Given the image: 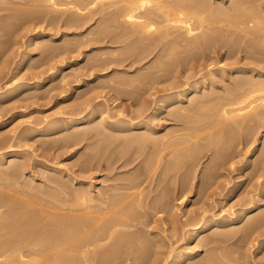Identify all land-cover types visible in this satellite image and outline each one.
<instances>
[{
	"label": "bare ground",
	"instance_id": "6f19581e",
	"mask_svg": "<svg viewBox=\"0 0 264 264\" xmlns=\"http://www.w3.org/2000/svg\"><path fill=\"white\" fill-rule=\"evenodd\" d=\"M14 3L16 5L19 4L20 7H22L21 4L26 6H23L25 9H21L18 6L21 9L18 8L21 13L28 11L22 14L19 11H13L15 13L12 14V10H14L12 7V10H10L11 16L9 14L8 21L3 16L5 18L2 22V16L0 15V22L11 23V19L12 21L15 19L17 21L25 19L26 16L30 20V15L31 17L33 15V17H37L36 15H38L37 23L39 22L38 24H40L41 22V26L48 22L52 28L48 24L45 25L46 28L49 27V29L53 30V25L60 20V23L63 22L62 24L66 27H64V30H62L63 27H59L58 30L55 27L54 29L56 30H53L55 31L54 34L56 32L60 34V38L62 39L60 40V44L55 43L57 39H54L51 34L46 35V38V28L40 32L35 31L36 33L30 35L29 43L32 45L33 51L40 49L39 51L45 54V56L40 54L45 58H42L41 61L39 59L36 62L38 56H40L38 54L37 59L33 61L34 63L36 62L34 66L33 63H30V65L27 62L31 66V70L33 71L34 69L36 71H30L29 66L25 67V70L29 71L30 74L32 72L34 75L31 74V76L33 75L32 77H35V79L32 78V81L20 82V85L16 84L10 88H6V91L0 92V97H3V94L15 92L20 86H23L24 89L37 88L47 79H52L58 71L67 74L68 71H65V68L70 69L68 72L70 74L69 77L72 75L74 78L78 77L80 82L81 79L85 81L89 80L96 69H98L97 71L102 70L101 72L104 73L96 76V82L106 78V81H101V86L107 83L108 80L113 88L110 89L114 91V87H117L114 91L117 92V95L120 90L122 91V86L119 85L121 87L119 88L113 84L123 83L122 85H124V83H127L130 86L132 81H138L140 82L139 85H141L143 83L142 80L145 84L136 97H134L136 94L134 92L135 89L134 91L131 90L135 93L134 96L130 93L131 91H128L130 95L127 92V95L131 96L130 98L134 100V103L133 101L129 103L130 107L137 104V108L128 109L129 111L131 110L130 112L127 110L128 114H124L127 111L120 104L114 106V109L115 107L116 109L113 111H111L112 108L107 109L106 107L105 110L100 108L99 110L97 107L95 109L94 106L97 105L99 107V104H94L93 98L87 99L85 97L86 101L84 100L85 106L83 107H86V109L91 107L89 113L83 115L79 108L80 112H78L82 115L78 117L68 116L62 121H59L60 119L58 121H55L57 119L29 120L26 123L28 125H24L25 129L23 127L21 132L14 135V138L17 140H12L13 143L9 139L11 137H6V139L4 135L0 134L3 136V138L0 137V148H7V151L0 154V161L4 158L9 159L8 164L0 170L2 171L0 174V264H114L120 260L121 264H235L236 262L238 264L240 258L236 257L239 256L233 255L235 254L234 250L233 254L229 253L226 241V239L230 240L228 238L230 236H232L231 239H234L233 234L238 231L235 232L237 229L235 225L233 228L236 227V229L233 230L232 228L230 231L229 228L231 225L239 223L240 219L246 218L242 222L244 223L247 220V223L243 226L240 225L241 223L238 225L241 227L237 229L240 231V235L245 236L248 234V231L250 232L252 229L257 230L258 226L255 228L254 225H258L260 220L262 221V215L264 216L263 209H259L261 212L259 211V214L257 213L256 216L254 214L250 215L252 218L248 216L249 220L246 216L261 206V201H264V187H262L261 191L252 192L253 194H250L251 192L247 190L250 194L249 198L246 199L247 201L245 200V203H242V207L239 208L238 215L236 216H233V213H229L216 217L214 214H208L210 209L205 210L207 209L205 208L201 213L198 212L195 216L193 215L194 217L185 218L183 222H181L182 220L179 221L173 213L170 205V196L173 184L175 186H177L176 184H183L184 187V184L190 181L186 174L190 173L192 169L186 170L189 169L186 167L187 156H192V153L193 155L197 154L193 149L190 154L191 148L195 147L192 145L198 143L200 140H208V142L204 140L203 142L201 141L202 143L197 144L200 149L201 145L205 144L204 146H206L207 142L208 146L209 141H216L222 135L224 137L234 133H241L242 136V132L244 133L243 135L247 134L245 135V139H240L241 142H239L241 144L238 143L242 147L238 146L233 152L228 148L231 153L227 149L228 153L225 154L223 146L221 150V143L217 140L219 146L217 143L216 147H219L221 152H223L218 155L220 152L218 148H213L214 151L218 150L219 152H213L211 149L214 154L212 155L211 153L210 156L215 160H221L219 163L221 167L218 168L220 170L224 169L222 165L226 162L227 165L230 163L231 167L237 163L238 165L234 167L237 170L239 169L240 172L242 169L243 172H246V169H249L250 172L251 170L254 171L252 174L248 173L249 170L247 171V174L251 175H248L251 178L247 179V182H252L256 176L257 178L264 177V136L263 139L256 137L259 128L264 127V0H227V2L224 0H0V13H3L1 9H4L5 12V10L11 7V4L14 6ZM27 7L30 8L26 10ZM15 10L17 9L15 8ZM12 15H14V18ZM26 20L28 19L26 18ZM26 20L23 22L26 23ZM34 21L36 22V20ZM45 21L46 23L42 24ZM57 24V27L58 25L61 26V24ZM5 25L8 26L9 24H1L2 27H0V30L3 32H7L8 29L7 27L5 31L1 29ZM30 25L33 26L32 24H28V26ZM10 26L11 24L8 27ZM70 27H72L71 29L74 27L77 30L68 31ZM21 28L18 29L24 31ZM2 33L1 35H4ZM67 36L71 38L67 39ZM10 41L12 42V39ZM99 42H101V45L96 46L100 44ZM117 42H124L121 47L130 44L129 49L127 48L130 50V54L127 52V56L123 55L124 58H121L120 54L122 52L125 53V47L124 51L120 49L121 53H117L120 55V57L116 55L119 58L114 57L116 50L114 51L115 48L111 44H116ZM89 46H93L94 48H90ZM82 47L86 49L83 50ZM131 48L134 49L132 53L136 52L133 55ZM94 49H97L96 52L93 51ZM90 51H93L91 53H93V57L97 58V60L93 59ZM188 51L200 52L201 54L197 53L198 55L196 54L197 56L195 55L194 57V53L191 54ZM85 52L90 53L91 56H89L92 61L94 60L93 63L96 62L92 65V62L89 63L91 66L88 65V68L87 65H83L87 68L85 69L88 70V74L87 72H84V74L81 71V69L84 70L82 65L76 64L78 60H81L79 56ZM183 52L193 55L194 58L191 60L194 63H188L189 60H186L188 57L184 59L186 55ZM31 54L30 52L23 54L22 61L32 58ZM180 56H184V60L180 59ZM34 57L36 58L35 55ZM189 57L192 58V56ZM228 59L231 61L229 60V62ZM86 61L83 63H86ZM171 61H174V67L176 64H179V66L175 67L177 70L181 69L182 66L180 65L183 64V67H187L186 70L189 73L187 74L186 70L182 68L181 70L186 73L183 71L181 73L179 70L178 72L183 76L179 74L181 77H177L176 75L178 74L173 69L174 73L170 72V74L176 75H174V78L172 77L173 79L170 82L161 87H153L151 81L147 82L143 79L147 76L148 78L146 79H156L158 74L164 71L162 67H169L170 63H172ZM3 63L4 61L0 62V64ZM45 65L46 67H43ZM121 65H124L123 68ZM94 66L96 69L93 68V70L95 69L93 71L92 67ZM120 66L121 68H119ZM4 67L6 68V65ZM50 70L52 71L51 73ZM105 70L107 71L105 72ZM3 71L1 70V72ZM23 72L25 71L23 70ZM23 72L22 74L26 76V73ZM64 73L60 74L61 76L59 75L60 77L57 79V84L59 82L60 87H57L56 83L53 84L56 81H52L54 87H52V84L49 85L51 86L49 92L54 88L62 89L64 83L66 86L69 85L66 83H69L71 80H68L70 79L69 77L65 79L68 75ZM166 73L163 72L162 74L165 75ZM22 74L20 76L16 75L19 78ZM86 74L88 75L86 76L88 77L87 79L84 78ZM115 74L118 75H116L117 78L113 77ZM15 78L18 79L17 77ZM12 80L15 79L12 78ZM5 84L0 85V91L1 88L6 86ZM95 84L100 86V83ZM108 84L105 87L103 86V88H109L110 84L109 87ZM91 85L94 86V84ZM98 86L95 88V91L93 89L95 86L89 87L88 84L87 87H92L93 89H89V92L93 93L94 91L97 93ZM86 89L85 91H87ZM138 91L136 89V92ZM46 92H48V89ZM31 93L30 96L33 94ZM87 93L85 94L84 92V96ZM33 95L35 96V94ZM93 95L95 94L91 96L93 97ZM36 97H38L37 94ZM100 97L102 98V96ZM31 99L33 100L34 98L31 96ZM117 99L115 100L117 101ZM109 107L111 106L109 105ZM11 108H1L0 117H5L4 115ZM75 114L77 115V113ZM162 115L167 116L168 119L166 120L172 121V126L168 127L169 124L161 123L158 125L159 123H156ZM38 134L54 136L51 141L47 139V141L41 142V144H44L41 145L44 150H50L51 148L54 150L56 146L63 150V148L85 142L83 149L89 150H85L86 152L82 150V154L80 152V159L76 161L79 168L78 170L76 169L77 172L76 170L69 172V169L72 168L64 172L65 169L62 166L47 167L43 165V163L45 164L44 161L41 162L37 159L28 158L24 150L15 149V146H25L30 136ZM232 137L237 138L235 136ZM225 139L224 141L227 142L231 138L225 137ZM17 142L20 143L18 144ZM21 142L23 144L27 143L22 145ZM231 143L233 142H228V144ZM254 143L256 145L252 146ZM133 144H137L142 150H146L145 148L149 149L146 156L142 153L145 156L144 159L141 158V154L137 157L135 156L139 154L137 151H140V149L136 152L130 150L129 147ZM234 144H236L235 141ZM233 145L231 147L236 146ZM190 146L191 148H189ZM209 147L204 148L202 146L203 150H207L206 148H208V151L211 148ZM127 148L130 152H133L131 156L123 153ZM131 148L134 151L137 149H133L134 147L132 146ZM186 148L190 149H188L190 151L189 154L185 155L186 151L184 154L182 153L186 162L185 160L180 162L182 164L183 162L186 163L184 165L186 172L183 171L185 173L182 175L179 171L181 175L178 173V176L175 172L176 169L181 170L183 168V166L181 169L179 168V161H181L179 157H183L180 156L181 154L179 153L181 151L179 150H185ZM199 149L198 151L202 153L203 150ZM128 150H126V153L129 152ZM202 154L199 162L202 161L205 155L204 151ZM122 155L123 157H121ZM13 156H17V158ZM169 156L175 158V161L173 162V159ZM139 157L143 160V167L146 163L148 165L143 169H140L139 165H136L139 168L137 170L134 164L136 160H139ZM168 157L170 160L172 159L171 161L174 164L170 162L169 165ZM192 157L188 158H190L189 160L192 159V165L197 161V166L195 165V169L197 170L200 166L198 165L197 156H194L195 158ZM235 157L240 158V160H235L234 162L233 158ZM210 159L209 163L211 162ZM201 163H204V161ZM207 163H205L206 166L203 167V171L207 168L208 170L209 168L212 170L217 165L213 161L212 163L215 165L213 164L212 168ZM131 164L135 166L133 168L136 171H131L132 173L126 171L125 173L128 175L125 176L122 175V172H115L118 171L117 169L120 168L121 170V168ZM38 165L42 171L39 172L43 173V182L33 181L27 183L22 179L26 188L23 186L22 181L23 188H21L22 186L19 185L21 182L17 181L20 180L17 179L18 176L24 174L27 167L37 169ZM94 168L108 170L109 172L106 173L107 176L105 175L104 180L110 174H113L108 179L109 181L113 180V182L100 184L102 186H97L95 182H85L83 177L86 174L81 175V173L84 174ZM225 168L228 167L225 165ZM35 169H33L34 172L37 171ZM214 169L216 170V168ZM233 170L235 171V169ZM112 171L113 173H111ZM218 172L216 171L217 175H219ZM108 173L110 174L108 175ZM191 173L196 174L197 172ZM201 173H203L204 177H207H205L206 180L211 179L213 180L212 182L216 180L214 179L216 175L213 178V174H210L211 176L208 174L209 176H207L205 172ZM118 174L122 177H119ZM195 174L193 178L197 175ZM238 174V176L242 175L241 173ZM200 175L199 173L197 176L200 177ZM222 175L225 176V174ZM217 178L220 179V175ZM223 179L225 180V178ZM260 180L264 182V178H260ZM200 181H203V179ZM220 210L223 211L224 209ZM160 212H165L166 215L152 219V217H155ZM152 223L157 224L161 228L155 225L158 229V231H155V226ZM168 224L170 225L167 226ZM210 225H215L217 229L212 230L213 232H210L211 235L209 233L206 234L205 236L208 235L207 237L201 236L203 240L200 238L195 244L207 246L215 244L216 246L211 245L209 248L206 247L208 250L204 253H207V255H203L199 260L194 256L195 253L190 248L191 240L199 238L202 232L210 228ZM236 235L239 234L237 233ZM244 236L240 237L244 238ZM245 238H248V235ZM238 239L240 240L241 238L238 237ZM238 239L235 241H238ZM224 243H227L226 246ZM231 244L233 245L234 243ZM208 253L210 254L209 256ZM211 253L218 255L217 257L213 254L211 256ZM231 255L234 256L232 257L233 259ZM237 259L239 260L237 261ZM186 261L189 263H185Z\"/></svg>",
	"mask_w": 264,
	"mask_h": 264
},
{
	"label": "rangeland",
	"instance_id": "374dc122",
	"mask_svg": "<svg viewBox=\"0 0 264 264\" xmlns=\"http://www.w3.org/2000/svg\"><path fill=\"white\" fill-rule=\"evenodd\" d=\"M224 1H226L227 2V0H224ZM15 4V3H14ZM16 5V4H15ZM14 5V6H15ZM22 5V7H20L19 6V4L18 5H16L15 7L14 6H12V4H11V7H9L7 10H5V12H4V9L2 10L1 9V11L3 12V13H0V15L2 16L1 17V21L3 22L4 21V18H5V20H7L8 21V17H9V14H10V16H11V12H10V10H12V9H14V10H12V14H14L13 13V11H19L20 12V10L21 9H25L23 6H25V5H23V4H21ZM21 8H19V7ZM13 7V8H12ZM26 7V6H25ZM12 8V9H11ZM15 8L17 9V10H15ZM20 10H19V9ZM28 8H30V7H27L26 8V10L28 9ZM8 10H9V12H8ZM23 11H25V10H23ZM28 11V10H27ZM27 11H25V12H27ZM18 12V13H19ZM25 12H22V13H25ZM21 13V12H20ZM19 13V14H20ZM21 13V14H22ZM4 14V15H3ZM20 14V15H21ZM27 14V13H26ZM16 15V14H15ZM3 16H5V17H3ZM17 16V15H16ZM34 16V15H33ZM31 17V15L29 16L31 19L29 20V18L26 16V18L29 20H26V18L25 19H20V20H17L16 21V19L15 20H13L12 21V19L10 20L11 21V23H9V22H5L6 24L8 23L9 25L11 24V26L10 27H8V26H6L5 25V27L4 28H1V29H3L4 31H5V29H6V27L8 28L7 29V32L5 33V32H3V31H1V33L2 34H4V35H1V33H0V39H1V41H0V62L2 63L3 61H4V65L3 64H0V75H1V77H0V85H2V84H5L4 86V88H1V91L0 92H4V91H6L7 89L6 88H10V87H12L13 85H16V84H18V85H20V82L21 83H24V82H26V81H32V76L34 75L32 72L33 71H36V70H34L33 69V71L31 70V66H29V64L30 63H33V66H34V64H36V62H38L39 61V59H40V61L42 60V58H45V57H42L41 55H43V56H45V54L44 53H41V51H39L40 49H36V51L34 50L33 51V47H32V45H30V41H29V39H30V35H32L33 33H36L37 31L38 32H40V31H42V29L44 30L45 28H46V26L45 25H47L48 24V26H51V24H49L48 22H47V24H45V25H43V26H41V22H40V24H38L37 23V17H39L38 15H36L37 17ZM12 17L14 18V15H12ZM11 17V18H12ZM25 20H26V23H24L25 22ZM34 20H36V22L34 21ZM15 21V22H14ZM24 21V22H23ZM31 22V23H28V22ZM2 22H0L2 25L3 24H5V23H2ZM21 23H24V24H21ZM32 24L33 26H28V24ZM44 23H46V21L45 22H43L42 24H44ZM61 24V26H59L58 24ZM56 24L58 25V27L56 26V24H54L53 25V27L55 28H57V30L59 29V27L60 28H62V30H64V27H66V26H64V24H62L63 22H61L60 23V20L57 22ZM1 24H0V27H2L1 26ZM27 26H26V25ZM25 25V27H23ZM40 25V26H39ZM63 25V26H62ZM45 26V27H44ZM16 27V28H15ZM21 28V29H24V31L23 30H20V29H18V28ZM31 27V29H29ZM32 27H34V28H32ZM41 27V28H40ZM86 27V26H85ZM15 28V29H14ZM26 28V29H25ZM48 28V29H47ZM46 29H45V36L46 35H48V34H51V35H53L52 37L54 38V39H57V41H55V43H57V44H60V40H62L61 38H60V34H58L57 32H56V34H58V35H56V34H54L55 33V31H53V30H56V29H54L53 28V30L51 29L52 28V26H51V28L49 29V27H47ZM67 28H68V26H67ZM66 28V29H67ZM72 27H70L69 28V30L68 31H74V27H73V29H71ZM84 28V27H83ZM9 29H10V32H9ZM18 29V30H17ZM28 29V30H27ZM65 29V30H66ZM14 32H13V31ZM46 30H47V32H46ZM61 30V29H60ZM59 30V31H60ZM75 30H77V29H75ZM22 31V32H21ZM31 31V32H30ZM34 31V32H33ZM36 31V32H35ZM52 31V32H51ZM13 32V33H12ZM19 32H21L20 34L18 33V35H17V33ZM25 33V36H24V33ZM15 33V34H14ZM27 33V34H26ZM54 35H56V36H54ZM4 36V37H3ZM10 36V38H8ZM14 36H16V37H14ZM18 36H20V37H18ZM45 36H43V37H45ZM69 36H73V35H69ZM69 36H67L66 38L67 39H69V38H71V37H69ZM18 37V38H17ZM46 38H47V36H46ZM5 39H6V41H5ZM12 39V42L10 41ZM23 39V40H22ZM8 40V41H7ZM14 40H17V41H14ZM5 41V42H4ZM10 41V42H9ZM220 41H222V39H220ZM28 43V44H26V43ZM128 42V41H127ZM4 43V44H3ZM8 43H10V44H8ZM13 43V44H12ZM20 45H18V44ZM25 43V44H24ZM63 43V42H62ZM100 44H97L96 46H100L101 45V42H99ZM120 44V45H118V44ZM116 44H111V45H113V48H115L114 49V51L116 50V54H115V56L114 57H120V55H121V58H124V56L123 55H126V53L128 52L129 54H130V50H128L129 49V47H130V44L129 45H127V43H126V45L128 46H125V45H123L124 47H121L122 46V44L124 43V42H117ZM129 43V42H128ZM7 44V45H6ZM23 44H24V47H23ZM5 45V46H4ZM18 45V46H17ZM22 45V46H21ZM102 45H103V43H102ZM116 45H117V47L118 46H120V47H116ZM13 48H12V47ZM15 46H16V48H15ZM31 46V47H30ZM34 46V45H33ZM2 47V48H1ZM90 48H92L93 46H89ZM126 47V49H125V53H121V50L122 51H124V48ZM132 47V46H131ZM20 48V49H19ZM32 48V49H31ZM83 48V50H85L84 49V47H82ZM94 48V47H93ZM123 48V49H122ZM128 48V49H127ZM10 49V50H9ZM12 49V50H11ZM20 50V51H18V50ZM32 51H31V50ZM35 49V48H34ZM121 49V50H120ZM89 50V49H88ZM96 50L97 49H94L93 51H95L96 52ZM132 50L134 51V49L133 48H131V53H132ZM189 50V49H188ZM12 51V52H11ZM23 51V52H22ZM93 51H90V53L91 52H93ZM113 51V50H112ZM208 51V50H207ZM206 51V52H207ZM18 52H20V53H18ZM27 52H30V56L33 58H29V60H25V61H22V59H23V54H25V53H27ZM40 52V53H39ZM119 52V53H118ZM189 52V51H188ZM205 52V53H206ZM8 53H9V55H8ZM37 53V54H36ZM90 53L88 54V53H82L80 56H79V59H81V60H78L77 61V63L76 64H80V65H82V68L84 69V70H82L81 69V71H83V73L85 72H87L88 70H86L89 66H91L92 64H94V63H96V62H94L93 63V61H92V59H91V55L93 54V53H91V55H90ZM120 54V55H118V54ZM134 53V52H133ZM133 53H132V55H133ZM136 53V52H135ZM134 53V54H135ZM189 53H191V54H193L194 55V57H195V55L197 54V53H199V54H201L200 52H189ZM208 53V52H207ZM14 54V55H13ZM20 54V55H19ZM38 54L41 56V58H39L40 56H38ZM88 54V55H87ZM129 54H128V56H129ZM183 54L184 55H186V57H184V56H180L181 58L180 59H183V57H184V59H186L187 57L189 58H187L186 60H189V62L188 63H194L193 62V60H191V59H193L194 57H193V55H188V53L186 54V53H184L183 52ZM182 54V55H183ZM34 55L36 56V58L34 57ZM90 55V56H89ZM116 55H118V56H116ZM131 55V56H132ZM180 55H181V53H180ZM198 55V54H197ZM196 55V56H197ZM18 56V57H17ZM22 56V57H21ZM30 56H28V57H30ZM37 56H38V59H37ZM84 56V57H83ZM88 56V57H87ZM109 56V55H108ZM127 56V55H126ZM130 56V57H131ZM189 56H192V58L191 57H189ZM92 57H93V55H92ZM118 57V58H119ZM86 58H90V59H86ZM120 58V59H121ZM125 58H128V57H125ZM4 59V60H3ZM34 59H37L36 60V62L34 63L33 61H35ZM78 59V58H77ZM93 59H95V57H93ZM183 59V60H184ZM90 61V62H88L87 63V61ZM95 60H97V58L95 59ZM191 60V61H190ZM230 59H228V61H229ZM231 60H233L232 58H231ZM230 60V61H231ZM80 61V62H79ZM84 61H86V63H83ZM229 61V62H230ZM5 62H6V64H5ZM29 64H28V63ZM82 62V63H81ZM92 62V63H91ZM125 62H128V61H125ZM172 63H170V68L168 67V66H163L162 67V70H164V71H162L161 72V74H158V77L155 79H151V78H149V79H146V78H148V76L146 77V78H143L145 81H151V83L153 84V87H161L162 85H166V83H168V82H170L173 78H174V75H176V74H170V72L172 73L174 70H175V73H177L178 75H176L177 77H181V76H183L181 73H182V71L183 70H186L187 69V67L186 68H184L183 66V64L182 65H180V66H182L181 67V69L183 68V70H181L180 68L177 70L175 67L176 66H179V64H176V66L174 67V65H175V63H174V61H171ZM176 62V61H175ZM226 62V61H225ZM15 63V64H14ZM89 63H91V65H89ZM178 63V62H177ZM2 65H3V67H2ZM6 65V68L4 67ZM7 65H9V66H7ZM31 65V64H30ZM83 65H87V68L85 67V66H83ZM89 65V66H88ZM125 65V64H124ZM124 65H121L122 66V68H123V66ZM13 68H12V67ZM22 66V67H21ZM29 66V67H28ZM32 66V67H33ZM121 66L119 67V68H121ZM126 66V65H125ZM185 66H186V64H185ZM8 67V68H7ZM10 67V68H9ZM28 67V68H30L29 70L30 71H32L31 72V74H33L32 76H31V74H30V72L29 71H27V70H25L26 68ZM43 67H46V65L45 66H43ZM97 67V66H96ZM169 68V69H166V68ZM86 68V69H85ZM93 68H95V66L94 67H92V70H93ZM98 68V67H97ZM178 68V67H177ZM12 69H13V71H12ZM18 69V70H17ZM25 71V72H23V70ZM96 69V68H95ZM94 69V70H95ZM174 69V70H173ZM1 70H4L3 72H1ZM65 71L67 70L68 72H69V68L67 69V68H65L64 69ZM93 70V71H94ZM98 69H96L95 71H94V74H93V76L89 79V80H82L81 79V82H80V80L78 79V77L75 79L74 78V76L72 75L71 77H69L70 76V74L67 72V74H65L64 72V74L65 75H68V76H66L65 77V79H67V77H69L70 79H68L70 82L68 83H66L68 86H66L65 85V83H64V87L61 89H53L52 91H51V89H50V91L52 92H49V88L51 87V86H49V85H51L53 82L52 81H56V82H54L53 84H57V79L61 76L60 74H63L62 72H60V71H58L57 72V74L52 78V79H47L43 84H41V85H39L37 88H28V89H24V87L22 86H20V87H18L17 88V90L15 91V92H13V93H11V94H3L2 96L3 97H0V110H1V108H3V107H8V108H11V109H9V112L6 114V115H4L5 117H0V118H2V119H0L2 122H4V123H2L1 121H0V134L1 135H4V138H9V137H13V139H11V138H9L11 141L12 140H17V139H15L14 138V135H16V134H18L19 132H21L23 129V127H24V125L25 126H27L28 124H26L29 120L31 121V120H35V119H37V120H42V119H48V120H55V119H57V120H55V121H58L59 119V121H62L64 118H66V117H68V116H71V117H78V116H80V115H84L85 113H89V111L91 110V107H87L88 109H86V107H83V106H85V99L87 98H90V99H94V104H99V107L96 105V106H94L95 107V109H104L105 110V107L108 109V108H112L111 109V111H113V110H115L116 109V107H115V109H114V106H116V105H118V104H120V105H122V107L123 108H125V110L127 111L128 109H135V108H137L136 107V105L137 104H134V106L133 107H130V104L129 103H132V101H133V103H134V100H132L130 97L131 96H129L130 94H129V92L128 91H134V89H135V93L134 92H130V93H132V95L134 96V94H135V96L134 97H136L137 96V93H139L142 89H143V86H144V84H145V82L142 80V82L143 83H141V85H139V83L140 82H138V81H135V82H131V83H133V84H131L130 83V86H129V84L127 85V83H124V85H122V84H113L114 86H118L119 88H121L120 86H122V91L120 90L119 91V89H117L118 91H119V94L117 95V92H114L115 91V89L117 88V87H114V91L112 90L113 88L111 87V84L109 83V81L107 80V83H104V87L106 86V84H110V87H109V84H108V87L109 88H107V89H110V88H112V89H110V90H108V91H106L107 89L106 88H103V86H101V84H102V82L101 81H106V78L105 79H103V80H101V81H98V82H96L97 81V77L96 76H98V74L99 75H101V74H103L104 72H101L100 70L99 71H97ZM165 70H168V71H165ZM181 71V73H179L178 71ZM18 71V72H17ZM37 71H39V70H37ZM80 71V72H81ZM91 71V70H90ZM107 70H105V72H106ZM7 72V73H6ZM12 72H14V73H12ZM16 72V73H15ZM22 72L23 73H26V76H24V74H22ZM52 71L50 70V73H51ZM166 73V72H168V73H166L165 75H163L162 73ZM183 72H185V71H183ZM186 72H187V70H186ZM185 72V73H186ZM22 74V76L21 77H19L18 78V76L17 75H21ZM84 73V74H85ZM97 73V74H96ZM174 73V72H173ZM189 73V71L187 72V74ZM17 74V75H16ZM28 74H29V76H30V78H29V76H28ZM83 74V75H84ZM87 74H88V72H87ZM85 75V77L84 76H82V77H84L85 79H87L88 77H86V76H88V75ZM96 74V75H95ZM171 76H170V75ZM179 74H181V76L179 75ZM184 74V73H183ZM12 75V76H11ZM14 75V76H13ZM60 75V76H59ZM95 75V76H94ZM116 75L117 74H115V76H113V77H116ZM150 75V74H149ZM28 76V77H27ZM118 76V75H117ZM7 77V78H6ZM11 77V78H10ZM15 77H17L18 79H16ZM38 77V76H37ZM40 77V76H39ZM95 77V78H94ZM166 77V78H165ZM173 77V78H172ZM176 77V78H177ZM6 78V79H5ZM12 78H14L15 80H12L11 81V79ZM28 78V79H27ZM56 78V79H55ZM72 78V79H71ZM117 78V77H116ZM21 81H20V80ZM29 79H31V80H29ZM33 79H35V77L33 78ZM54 79V80H53ZM107 79H109V78H107ZM151 79V80H150ZM166 79H168V80H166ZM4 80V81H3ZM18 80V81H17ZM79 82H78V81ZM115 80V79H114ZM11 81V82H10ZM67 81V80H66ZM51 82V83H50ZM89 82V83H88ZM93 82V83H92ZM100 83L99 85L100 86H98V84L96 85L95 83ZM161 82H162V84H161ZM165 83V84H164ZM52 84V87H54V85ZM88 84H89V87L90 86H92V87H94L93 89H94V91L96 90L95 88L98 86V88H97V93L96 92H94L93 91V93L92 92H89L90 90L89 89H92V87L91 88H89V87H87L88 86ZM91 84H94V86L93 85H91ZM8 85V86H7ZM48 85V86H47ZM60 84H59V82H58V84L56 85L57 87H60L59 86ZM62 86H63V84H61ZM120 85V86H119ZM133 85V87H131ZM85 87V88H84ZM100 87V88H99ZM138 87H140V88H138ZM66 88V90H64ZM84 88V89H83ZM86 88H88V89H86ZM103 88V89H102ZM131 88H133V89H131ZM3 89V90H2ZM19 89V90H18ZM32 89V90H31ZM48 89V92H46V90ZM85 89L88 91V93H87V91H85ZM92 89V90H93ZM101 89H102V91H101ZM129 89V90H128ZM136 89L137 90H139L138 92H136ZM45 90V91H44ZM59 90V91H58ZM91 90V91H92ZM34 91V92H33ZM38 91V92H37ZM43 91V92H42ZM112 91V92H111ZM35 94V96L32 94ZM46 92V93H45ZM84 92H85V94L87 93V95H85L84 96ZM104 92V93H103ZM107 92V93H106ZM127 92H128V94L129 95H127ZM30 93L32 94L31 96L34 98L33 100L31 99V96H30ZM38 93H39V95H40V97H39V95H38ZM89 93H92V94H97V96H95V95H93V97L91 96L92 94H89ZM101 93V94H100ZM112 95H111V94ZM36 94H37V96L38 97H36ZM28 95V96H27ZM89 95V96H88ZM5 96V97H4ZM44 96V97H43ZM84 96V97H83ZM100 96H102V98L100 97ZM106 96V97H105ZM112 96V97H111ZM115 96V97H114ZM117 96V97H116ZM129 96V97H128ZM28 97H30V98H28ZM81 97H83V98H81ZM86 97V98H85ZM117 99V101L114 99ZM18 98V99H17ZM100 98V99H99ZM103 98H105V99H103ZM112 100H111V99ZM128 98V99H127ZM24 99V100H23ZM27 99V100H26ZM31 99V100H30ZM37 101H36V100ZM109 99V100H108ZM134 99V98H133ZM22 100V101H21ZM77 100V101H76ZM83 100V101H82ZM85 100V101H84ZM16 101V102H15ZM24 101V102H23ZM29 101V102H28ZM76 101V102H75ZM104 101V102H103ZM106 101V102H105ZM83 102V103H82ZM100 102H101V106H100ZM19 103V104H18ZM29 103V104H28ZM77 103V104H76ZM78 103H80L79 105H78ZM103 103V104H102ZM125 103V104H124ZM15 104V106H13ZM21 104V105H20ZM28 104V105H27ZM83 104V105H82ZM105 104V105H104ZM19 105V106H18ZM24 105V106H23ZM81 105V106H80ZM109 105L111 106V107H109ZM80 106V107H79ZM18 107V108H17ZM19 107H21V108H19ZM97 107V108H96ZM81 109V113H79L80 112V109ZM83 108V109H82ZM99 109V110H100ZM11 110V111H10ZM84 110V111H83ZM79 111V112H78ZM83 111V112H82ZM129 111V110H128ZM125 112L124 114H128L129 112ZM11 112V113H10ZM63 112V113H62ZM71 112V113H70ZM77 113V115L75 114V113ZM68 113H69V115H68ZM73 113V114H72ZM79 113V114H78ZM133 114V113H132ZM76 115V116H75ZM163 118V119H162ZM28 119V120H27ZM165 119V120H164ZM166 119H168L167 118V116L166 115H162L161 116V118H160V120H158V121H156V123L158 124V125H160L161 123H165V124H169V126L168 127H170V126H172L171 125V123H172V121L170 122L169 120H166ZM5 120V121H4ZM7 120V121H6ZM27 120V121H26ZM161 121V122H160ZM163 121V122H162ZM169 121V122H168ZM2 123V124H1ZM78 126H82V125H78ZM17 129V130H16ZM24 129H25V127H24ZM14 131V132H13ZM9 134V135H8ZM240 134V135H239ZM239 134H237V133H234V134H231L232 136H235V137H237L236 139L235 138H233L231 135H227V136H224L223 137V135H222V137L221 138H218V139H216V141L214 140V141H209V145L207 146V142H208V140H205V141H207L206 142V146H204L205 144H203V145H199L200 146V149H202L203 150V148H202V146L205 148V147H209L210 148V152L208 151V148H206L207 150H203L204 151V156H203V158H202V161H200L199 162V160L201 159V154L203 153V151H202V153L200 152V151H198V149H199V147L197 146V144H200V143H202L203 141L202 140H200V141H198V143H196V144H194V143H192V144H194V145H192V146H195V147H193V148H191V146L189 147V148H191V152L190 151H188V149L186 150H179V151H181V153H179V154H181L180 156H183V154L185 153V151H186V154L185 155H187V154H189V152H190V154L192 153V149H193V151H195V152H197V154L196 155H193V153H192V156H187V164L185 163L186 162V159H184L185 157L183 156V157H179L180 158V160L181 161H179V168L181 169L182 168V166H183V170L181 171V170H179V169H176V173L178 174H180V172H181V174L183 175L185 172H186V170L188 171V170H191V172H194V171H196L197 173V175H199V173L201 174L200 175V177L199 176H197L195 173H191L190 171V173L192 174H190V173H187L186 175H187V177L189 178V180L190 181H188V182H186L187 184H184V187H183V184H176L177 186H175V184H173V186L171 187V189H172V191H171V196H170V205H171V209H172V211H173V213L177 216V218L179 219V221H181V222H183L184 221V219L186 218V219H189V218H191V217H194L196 214H198V212L199 213H201L205 208H207V209H205V210H209V212H208V214H214V215H216V217L218 216H222V215H225V214H232L233 213V216H236V215H238V210H239V208L240 207H242V203L244 202L245 203V200L246 199H248L249 198V195L250 194H253L254 192H256V191H261L262 190V187H264V182L262 181V180H260V178L262 179V178H264V177H258L257 178V176H256V180L255 179H253V181L252 182H247L248 180L247 179H249V178H251V177H249V176H251V175H249V174H252V173H254V171H252L251 170V172H250V170L249 169H246L247 171L249 170V174H247V171L246 172H243V169L241 170V172H240V170L238 169H236L235 167L238 165L237 163H235L232 167H231V164L230 163H228V165H227V162L226 163H224L222 166H224V169H222V170H220L219 168L221 167L220 165H219V163L221 162V160L220 159H213L211 156H210V154L212 153V151L213 152H215V151H217V152H219L218 153V155L220 154V153H222L223 151H225L224 153L226 154V153H228L227 151H229L230 152V150L228 149V148H230L231 150H232V152L234 151V149H237V147L239 146H241V145H239V144H241L240 142H241V140H243V138L245 139L246 137H245V135H247V134H245V135H243L244 133L242 132V136H241V133H239ZM0 135V137H2L3 138V136H1ZM45 136H47V137H45ZM263 136H264V127L262 128H259V130H258V132H257V135H256V137L257 138H262L263 139ZM54 136H49V135H43V134H38V135H34V136H30L28 139H29V141H28V143L27 142H25V143H27L26 145H25V143L23 144V142H21L22 143V145H25V146H19V147H17V146H15V149H17V150H24L26 153H25V155L28 157V158H33V159H37V160H40L41 162L42 161H44L45 162V164L43 163V165H46L47 167H50V166H62V167H64V172H67L66 170L67 169H69V168H72V169H69V172L71 171V172H74L76 169L78 170L79 168H78V165H77V159H80V155L83 153V152H86L85 150H89V149H83V144L85 143V142H82L81 144L80 143H78L77 145L76 144H74V145H72V146H70V147H68V148H63V150H62V148L60 149V148H58L57 146V148L55 149L54 148V150H53V148H51L50 150H44V148H43V146H41V145H44L43 143L41 144V142H45V141H47V139H48V141H51V140H53L52 138H53ZM225 137L226 138H231L230 139V141L231 142H233L234 143V141L236 142V144H234V145H236V146H234L233 145V143H231V144H228V142H230L229 140L226 142V141H224V139H225ZM6 138V139H7ZM51 138V139H50ZM224 138V139H223ZM239 138V139H238ZM42 139V140H41ZM44 139H46V140H44ZM50 139V140H49ZM238 139V140H237ZM241 139V140H240ZM261 139V140H262ZM44 140V141H43ZM217 140H219V143H221L220 145H221V150H222V146H223V151L221 152V150L219 149V147H216L217 146V143H218V141ZM225 140H227V139H225ZM234 140V141H233ZM202 141V142H201ZM221 141V142H220ZM225 142V145L227 146H225L224 145V142ZM240 141V142H239ZM14 142H16V141H14ZM31 142V143H30ZM194 142V141H193ZM212 142H216V143H212ZM259 142V141H258ZM11 143H13V141L11 142ZM18 143V142H17ZM20 143V142H19ZM18 143V144H19ZM190 143V144H191ZM219 143H218V146H219ZM227 143V144H226ZM239 143V144H238ZM256 144H257V142H255ZM252 144V146H255L256 144ZM40 144V145H39ZM215 144V145H214ZM135 145V146H134ZM228 145H230V146H228ZM234 146V147H231V146ZM132 147H134L133 149H135V148H137L138 147V145L137 144H133V145H131ZM131 146L129 147L130 148V150L131 151H133V152H136L137 150H139L140 148L138 147L135 151L134 150H132V148H131ZM137 146V147H136ZM213 146V147H212ZM251 146V147H252ZM38 149H37V148ZM182 147V146H181ZM225 147V148H224ZM242 147V146H241ZM143 148V147H142ZM145 148V147H144ZM213 148H215V149H217L218 148V150H215L214 151V149ZM233 148V149H232ZM2 149V150H1ZM146 150H142V149H140V151H146V152H140V151H137L139 154L138 155H135L136 157L137 156H139L140 154L142 155V153H143V155H145L146 156V154H147V152H149V149L148 148H145ZM197 149V150H196ZM199 149V150H200ZM211 149H212V151H211ZM228 149V150H227ZM62 150V151H61ZM82 150H83V152H82ZM126 150H128V148L126 149ZM124 151L123 153H125L126 155L128 154V156H131L132 155V153L133 152H130V150H128L129 152H130V155H129V152L128 153H126L127 151ZM227 150V151H226ZM5 151H7V148L5 149V148H0V154L1 153H3V152H5ZM29 153H28V152ZM50 151V152H49ZM61 151V152H60ZM188 151V152H187ZM80 152H81V154H80ZM194 152V153H195ZM208 152V153H207ZM58 153H59V156H58ZM145 153V154H144ZM183 153V154H182ZM199 153H201V154H199ZM231 153V152H230ZM80 154V155H79ZM135 154V153H134ZM133 154V155H134ZM199 154V155H198ZM209 155L208 157H207V155ZM214 153H212V155H213ZM77 155V156H76ZM125 155V156H126ZM142 155V157L141 158H145V156H143ZM203 155V154H202ZM194 156H197V159H198V165H200L198 168H197V170L199 171H197L196 169H195V165L197 164V161L195 162V163H193V165H192V159L191 160H189L190 158H188V157H192V158H195ZM199 156V157H198ZM206 156V157H205ZM13 157H15V158H17V156H13ZM121 157H123V155L121 156ZM139 157V160H136L135 161V166L137 165H139L138 167H140V169L142 168H144L146 165H148L146 162V164H144V167H143V165H142V159ZM170 157V156H169ZM168 157V158H169ZM168 158H167V160H168ZM170 158H172V157H170ZM170 158H169V165H170V162H172L171 160L173 159V162L175 161L174 159L175 158H172L171 160H170ZM200 158V159H199ZM210 158H212V159H210ZM237 158V159H236ZM56 159V160H55ZM57 159H59L58 161H57ZM74 159H75V161H74ZM138 159V158H137ZM209 159L211 160V162L209 163ZM234 159V162H235V160H240V158H238V157H235V158H233ZM233 159H232V161H233ZM8 160L9 159H7V158H4L3 160H1L0 161V170H2L7 164H8ZM49 160V161H48ZM182 160H185V162H183V164L182 163H180V162H182ZM189 160V161H188ZM215 162V164L217 163V167L215 166L214 168H216V170L213 168V164L214 163H212L213 161ZM141 161V162H140ZM191 161V162H190ZM204 161V163H201V162H203ZM208 162L207 164H210V165H208L209 167H212L213 169L211 170V168H209V170H211V171H209L208 170V166L206 167L207 169H205V171H203L204 169H203V167L204 166H206V162ZM236 161V162H237ZM7 162V163H6ZM53 162V163H52ZM165 162H166V160H165ZM172 162V163H173ZM57 163V164H56ZM141 165H140V164ZM144 163V162H143ZM163 163H164V161H163ZM171 163V164H172ZM201 163V164H200ZM73 164V165H72ZM174 164V163H173ZM182 164V165H181ZM186 164V167L187 168H189V169H186L185 170V165ZM189 164H191V165H189ZM214 164V165H215ZM230 164V165H229ZM4 165V166H3ZM132 165V164H131ZM129 165V166H127V167H129V168H127V167H124V168H121V170H120V168L119 169H117L118 171H115V172H122V175H128L127 173H125L126 171H128V172H134V171H136V169L135 168H137V170H139V168L136 166H134V165ZM188 165V166H187ZM201 165H203L202 167H201ZM219 165V166H218ZM225 165H226V167H228V168H225ZM39 166V165H38ZM71 166V167H70ZM181 166V167H180ZM197 166V165H196ZM235 166V167H234ZM133 167H135V168H133ZM192 167V168H191ZM194 167V168H193ZM219 167V168H218ZM229 167H230V169H229ZM32 168V167H31ZM29 168V167H27L25 170V173L24 174H22L21 176H18V178L17 179H20V180H17V181H19V182H21L22 181V179L23 180H25V182H29V183H31V182H33V181H35V182H43V177H42V175H43V173L41 174V169H40V166L37 168V169H35V168ZM133 168V170H131ZM223 168V167H222ZM232 168V169H231ZM33 169H35V170H37V171H35L34 172V170ZM74 169V170H73ZM95 169H97V170H95ZM124 170V172H123V170ZM135 169V170H134ZM194 169V170H193ZM233 169H235V171L233 170ZM33 170V171H32ZM77 170H76V172H77ZM120 170V171H119ZM130 170V171H129ZM207 170V171H206ZM31 171H32V173H31ZM39 171H41V172H39ZM94 171H95V173H94ZM180 171V172H179ZM183 171H185V172H183ZM216 171H221L220 173L218 172V174L220 175V179L219 178H217V177H219V175H217V173H216ZM238 171V172H237ZM1 172L2 171H0V174H1ZM107 172H109L108 170H105V169H99L98 170V168H94V169H92V170H88L86 173H84V174H82L81 173V175H85V176H87V177H83V180L85 181V182H95V184L97 183V186H99L100 184H107L106 182H108V183H110L111 181L113 182V180H111V181H109L108 179L109 178H111L112 177V175L113 174H110V173H108V177H106V179L104 180V177H105V175H106V173ZM131 172V173H132ZM201 172H205V175L207 174V176H209L210 174H213L212 175V177L214 178L215 177V175H216V177L214 178V179H216L214 182H212L213 180H206V178L203 176V173H201ZM206 172H208V173H206ZM211 172V173H210ZM225 172V173H224ZM91 173V174H90ZM111 173H113V171L111 172ZM215 173V174H214ZM227 173V174H226ZM230 173V174H229ZM238 173H241L240 175L242 176H238L239 174ZM244 173H246V174H244ZM93 174V175H92ZM121 174V173H120ZM120 174H118L119 175V177L121 176ZM179 174H178V176H179ZM180 174V175H181ZM188 174H190V175H188ZM196 175L195 177L197 178H193V175ZM209 174V175H208ZM222 174H225V176L224 175H222ZM40 175H41V177H40ZM117 175V176H118ZM223 176V178H225V180L223 179V178H221L222 176ZM229 175V176H228ZM249 175V176H248ZM254 175V174H253ZM30 176H32V177H30ZM92 176V177H91ZM107 176V175H106ZM111 176V177H110ZM203 176V177H202ZM211 176V175H210ZM255 176V175H254ZM253 176V177H254ZM27 177H30V178H27ZM89 177V178H88ZM122 177V176H121ZM192 179H191V178ZM211 177V178H212ZM226 177H227V179H229V180H227L226 179ZM229 177V178H228ZM233 177V178H232ZM238 177V178H237ZM91 178H92V180H91ZM180 178H181V176H180ZM179 178V179H180ZM199 178H201V179H203V181H200L201 179H199ZM205 178V179H204ZM30 179V180H29ZM34 179V180H33ZM219 179V180H218ZM221 180H223V181H221ZM232 180V181H231ZM239 180H240V182H239ZM242 180V181H241ZM255 180V181H254ZM103 181H104V183H103ZM209 181V182H208ZM211 181V182H210ZM228 181V182H227ZM257 181V182H256ZM262 181V182H261ZM23 182V186H25V188H26V185H25V183H24V181H22ZM22 182L19 184V185H21L22 186ZM192 182V183H191ZM147 183V182H146ZM205 184H207V185H205ZM179 185H180V188H179ZM182 185V186H181ZM211 185V186H210ZM20 186V187H21ZM23 186L21 187V188H23ZM100 186H102V185H100ZM183 187V188H182ZM24 188V190H26ZM27 188H28V186H27ZM179 188V189H178ZM193 188V189H192ZM29 189V188H28ZM27 189V190H28ZM36 189V188H35ZM182 189H184V190H182ZM189 189V190H188ZM246 189V190H245ZM180 190V191H179ZM187 190V191H186ZM243 190H244V192H243ZM247 190H249L248 192H251L250 194L247 192ZM177 193H176V192ZM183 191V193H181ZM253 192V193H252ZM181 193V194H180ZM174 194V195H173ZM178 197H176V196ZM176 198H175V197ZM172 198V199H171ZM224 200V201H223ZM264 200V199H263ZM247 201V200H246ZM261 206L259 207V208H257V210H254V211H252L250 214H248L246 217H248V216H250V215H253L254 214V216H256V214L258 213L259 214V211L260 210H262L263 212H264V201H261ZM177 204V205H176ZM203 208V209H202ZM224 209L223 211H221L220 209ZM262 208V209H261ZM260 209V210H259ZM191 212V213H190ZM213 212V213H212ZM254 212H256V213H254ZM261 212V211H260ZM216 213V214H215ZM184 214V215H183ZM192 214V215H191ZM164 215H166V213L165 212H160V213H157L156 214V216L155 217H152V219H156V218H158V217H160V216H164ZM194 215V216H193ZM251 217V216H250ZM181 218V219H180ZM252 218V217H251ZM262 221L260 220V222L259 223H261L260 225H259V223H258V225H254V227L256 228L257 226V230L255 231V229H252V230H254V231H252V230H250V232L248 231V234H246L245 236H247L248 235V238H245V236L244 235H240L241 233H239L240 231L239 230H237L238 228L240 229L241 227H239L238 225L240 224V225H244L245 223H247L246 221L243 223L242 221H244L246 218H244V219H240L239 220V223L237 222V223H235V224H233V225H231L230 226V231H231V229L234 227V225L237 227V229H236V227L235 228H233V230L234 229H236V231L235 232H237L239 235H236L237 233H234L233 234V238L234 239H231L232 238V236H230V237H228L230 240H228V239H226V241H227V243H224L225 244V246H226V244H227V250L229 251V253L230 254H233L234 253V251H235V254H233L234 256L236 255V256H239V257H236V258H240V260L239 259H237V261H238V264H264V216L262 215ZM248 220H249V217L247 218ZM3 220V219H2ZM152 225H156L158 228H161L160 226H158L157 224H154V223H152ZM170 224H168L167 226H169ZM155 226V228H154V230L155 231H158V229H157V227ZM210 228H208L207 230H205L204 232H202L201 234H200V237L198 238H196V239H192L191 240V244H190V248L192 249V252H194L195 254H194V256L195 257H197L199 260H200V258L201 257H203V255H207V253H204V252H206L208 249L207 248H209V247H211V245H202V244H195V243H197L198 241L197 240H200V238H202L201 236H205L206 234H208L209 233V235H211V233L210 232H213L215 229H217V228H215V225H210L209 226ZM253 228V227H252ZM219 229V228H218ZM259 229V230H258ZM213 230V231H212ZM232 232H234V231H232ZM253 232V233H252ZM250 233V234H249ZM250 235V236H249ZM208 236V235H207ZM207 236H205V237H207ZM240 236H244V238L243 237H240ZM238 237L239 238H241L240 240L238 239ZM238 239V241H235V240H237ZM242 239H244V240H242ZM202 240H203V238H202ZM197 241V242H196ZM240 241V242H239ZM235 242H236V244H235ZM231 243H234L233 245L231 244ZM214 244V243H213ZM232 246H231V245ZM200 245H202V246H205V247H202V246H200ZM215 245V244H214ZM214 245H212V246H214ZM216 246V245H215ZM229 246V247H228ZM234 246V247H233ZM238 246V247H237ZM240 246V247H239ZM207 247V248H206ZM232 248V250H231V248ZM236 247V248H235ZM260 247V248H259ZM230 248V249H229ZM197 250V251H196ZM230 250H231V252H230ZM234 250V251H233ZM197 252V253H196ZM209 252V251H208ZM242 252V253H241ZM238 253V254H237ZM212 254L213 253H211V256H212ZM217 254V253H216ZM246 254V255H245ZM205 255V256H206ZM210 254L208 253V256H209ZM214 255V254H213ZM218 255V254H217ZM217 255H214L215 257H217ZM233 255H231V258L232 257H234ZM213 256V257H214ZM242 256V257H241ZM197 258H195V259H197ZM243 258V259H242ZM245 258H246V260H245ZM233 259V258H232ZM235 259V258H234ZM118 260H120V259H118ZM121 261V260H120ZM115 262L114 264H118V263H120L121 264V262ZM185 263H189L188 261H186ZM237 263V262H236ZM235 263V264H236Z\"/></svg>",
	"mask_w": 264,
	"mask_h": 264
}]
</instances>
